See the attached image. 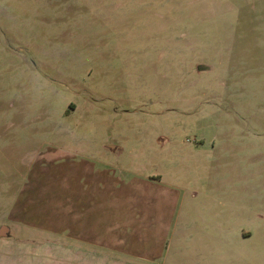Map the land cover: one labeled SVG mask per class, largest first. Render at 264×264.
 I'll return each mask as SVG.
<instances>
[{
    "label": "rangeland",
    "instance_id": "rangeland-1",
    "mask_svg": "<svg viewBox=\"0 0 264 264\" xmlns=\"http://www.w3.org/2000/svg\"><path fill=\"white\" fill-rule=\"evenodd\" d=\"M78 163L170 222L174 262L193 229L264 264V0H0V264L51 263L17 211Z\"/></svg>",
    "mask_w": 264,
    "mask_h": 264
},
{
    "label": "crops",
    "instance_id": "crops-1",
    "mask_svg": "<svg viewBox=\"0 0 264 264\" xmlns=\"http://www.w3.org/2000/svg\"><path fill=\"white\" fill-rule=\"evenodd\" d=\"M76 168L78 174L67 184L54 181L50 206L25 205L17 211L26 217L20 223L27 228L51 233L50 264H214L217 241H209L203 250L193 229L182 233V242L174 243L183 261L168 258L173 244H169L170 222L166 227L156 223L151 208L124 206L123 182L117 176L109 179L107 170L91 163ZM37 257L36 264L47 262Z\"/></svg>",
    "mask_w": 264,
    "mask_h": 264
},
{
    "label": "water",
    "instance_id": "water-1",
    "mask_svg": "<svg viewBox=\"0 0 264 264\" xmlns=\"http://www.w3.org/2000/svg\"><path fill=\"white\" fill-rule=\"evenodd\" d=\"M9 232H10L9 227H7V226H2V227L0 228V238H6V237H8Z\"/></svg>",
    "mask_w": 264,
    "mask_h": 264
}]
</instances>
